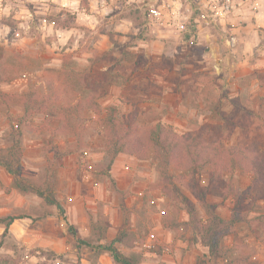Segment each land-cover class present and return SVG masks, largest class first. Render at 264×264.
Here are the masks:
<instances>
[{
	"label": "rangeland",
	"instance_id": "obj_1",
	"mask_svg": "<svg viewBox=\"0 0 264 264\" xmlns=\"http://www.w3.org/2000/svg\"><path fill=\"white\" fill-rule=\"evenodd\" d=\"M163 1L103 0L109 9L89 28L77 26L74 10L52 2H43L25 18H1L0 24L10 27L6 40L0 38L4 61L22 63L28 70L1 82L0 89L42 93L44 82L53 80L64 91L77 82L85 90L95 79L105 85L99 100L103 111L116 105L121 116L137 114L141 126L163 123L178 133L199 131L224 144L255 141L264 149V0H230L231 10L224 14L226 0H166L165 6ZM79 2L90 13L91 0ZM216 3L218 9H213ZM49 18L77 31L61 44L41 28ZM86 120L89 129L80 147L73 146L72 137L38 129L24 132L23 175L38 185L52 175L64 212L35 195L18 193L0 166V217H16L6 235L0 224V264H115L103 245L123 227L134 234L135 247H117L140 253L141 264H197V257L207 264H264V224L258 221L238 224L225 238L230 260L214 258L194 242L191 232L178 224L188 221V214L162 193L152 157L140 160L122 153L110 176L101 174L95 166L105 150L100 118L89 111ZM10 129L11 121L0 111V149L9 145ZM68 148L72 152L54 161L56 149ZM225 178L241 190L250 183L239 170ZM199 182L208 186L206 172ZM182 189L205 220L202 204ZM121 201L128 214L121 211ZM206 201L229 218L232 199L209 192ZM248 211L250 219L264 221V202H249Z\"/></svg>",
	"mask_w": 264,
	"mask_h": 264
},
{
	"label": "trees",
	"instance_id": "obj_2",
	"mask_svg": "<svg viewBox=\"0 0 264 264\" xmlns=\"http://www.w3.org/2000/svg\"><path fill=\"white\" fill-rule=\"evenodd\" d=\"M47 21L58 28L69 27L51 18ZM15 57L23 58L20 54H15ZM27 70L22 63H6L0 52V83L20 77ZM74 74L77 77L82 75L78 72ZM80 84L77 82L69 91H64L53 80H46L42 93L35 89L23 93H7L0 89V111L11 121L9 145L0 149V166L11 176L12 186L18 193L35 195L45 204L56 205L64 212L56 197L52 175L46 176L41 185L23 175L24 132L38 129L49 131L52 136L72 137L76 140L73 146L80 147L79 143L89 129L86 112L91 111L100 118L101 136L104 139L103 160L95 164L101 167V174L110 176L116 158L122 153L140 160L152 157L160 174L162 193L174 204L181 205L188 214V221L178 224L190 231L194 242L204 246L212 257L230 260L231 249L224 242L227 236L234 233L238 224L258 221L263 226L262 218L250 219L248 211L249 202H264V149L257 142L224 144L220 138L207 137L199 131L178 133L163 123L141 126L137 114L121 116L116 105H109L102 110L99 100L105 85L101 86L91 79L85 84V90H80ZM65 92L67 96L64 98ZM70 152V148L64 151L56 149L53 159L57 161L59 156ZM236 170L250 177V183L244 190L235 186L231 179L225 178L226 174ZM204 172L209 176L206 188L201 187L199 182V176ZM111 182L113 188L121 193L114 179ZM182 187L190 190L202 204L207 215L205 220L199 216L196 203L184 193ZM209 192L222 194L224 198L234 201L229 218L221 217L216 211L217 206L206 201ZM120 208L128 214L123 201L120 202ZM15 220L14 216L0 217V224L5 227L4 235ZM127 223L126 217L123 225ZM135 243L134 234L123 227L103 248L111 252L115 264H141L140 253H125L117 247V244L123 245L130 250L135 247ZM197 264L207 263L202 257H197Z\"/></svg>",
	"mask_w": 264,
	"mask_h": 264
},
{
	"label": "crops",
	"instance_id": "obj_3",
	"mask_svg": "<svg viewBox=\"0 0 264 264\" xmlns=\"http://www.w3.org/2000/svg\"><path fill=\"white\" fill-rule=\"evenodd\" d=\"M43 2H52L58 4L62 9L74 10L78 16L77 26H85L87 28L93 26V19H97L99 14L109 9L108 7L102 6L103 0H91L90 13L86 12L85 8H81L79 0H0V19L5 16L15 18L28 17L32 15V12L35 13L36 11L33 9L39 8V6L43 5ZM163 3L166 5V0ZM99 4L101 7H99ZM41 28H46V32L55 35L61 44L66 42L74 31H77L76 27L58 28L47 20H45L44 25H41ZM9 31L10 27L8 25L0 24V38L6 40L5 38L8 37Z\"/></svg>",
	"mask_w": 264,
	"mask_h": 264
},
{
	"label": "built area",
	"instance_id": "obj_4",
	"mask_svg": "<svg viewBox=\"0 0 264 264\" xmlns=\"http://www.w3.org/2000/svg\"><path fill=\"white\" fill-rule=\"evenodd\" d=\"M218 3L213 6V9H218ZM163 6H165V3H163ZM221 9L222 11L220 14L229 12L231 10L230 0H226V2L221 6ZM153 13L158 17L161 16V11L159 9H153Z\"/></svg>",
	"mask_w": 264,
	"mask_h": 264
}]
</instances>
